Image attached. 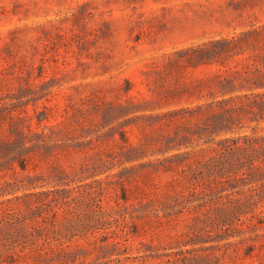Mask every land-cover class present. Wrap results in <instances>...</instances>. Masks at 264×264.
<instances>
[{"label":"rangeland","instance_id":"374dc122","mask_svg":"<svg viewBox=\"0 0 264 264\" xmlns=\"http://www.w3.org/2000/svg\"><path fill=\"white\" fill-rule=\"evenodd\" d=\"M0 264H264V0H0Z\"/></svg>","mask_w":264,"mask_h":264}]
</instances>
